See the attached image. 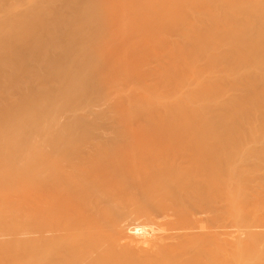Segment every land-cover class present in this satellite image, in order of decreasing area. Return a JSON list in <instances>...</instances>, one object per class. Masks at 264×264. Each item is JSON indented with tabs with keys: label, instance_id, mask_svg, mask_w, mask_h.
<instances>
[{
	"label": "bare ground",
	"instance_id": "obj_1",
	"mask_svg": "<svg viewBox=\"0 0 264 264\" xmlns=\"http://www.w3.org/2000/svg\"><path fill=\"white\" fill-rule=\"evenodd\" d=\"M0 173L28 264H264V0H0Z\"/></svg>",
	"mask_w": 264,
	"mask_h": 264
},
{
	"label": "rangeland",
	"instance_id": "obj_2",
	"mask_svg": "<svg viewBox=\"0 0 264 264\" xmlns=\"http://www.w3.org/2000/svg\"><path fill=\"white\" fill-rule=\"evenodd\" d=\"M13 185V187H11ZM16 185V180L13 177H9L6 174L0 173V197L5 196L7 193L13 190ZM2 209L0 208V211ZM0 225V227L5 226ZM0 260H6L8 264H28V253L26 248H22L15 254L9 255L5 251H0Z\"/></svg>",
	"mask_w": 264,
	"mask_h": 264
}]
</instances>
